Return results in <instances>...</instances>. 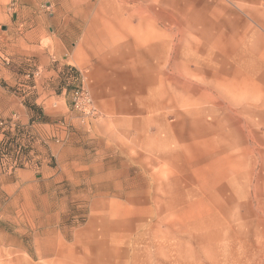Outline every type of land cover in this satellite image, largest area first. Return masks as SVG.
<instances>
[{"label":"rangeland","instance_id":"rangeland-1","mask_svg":"<svg viewBox=\"0 0 264 264\" xmlns=\"http://www.w3.org/2000/svg\"><path fill=\"white\" fill-rule=\"evenodd\" d=\"M168 1L0 0V71L25 77L0 86L28 108L0 117V264H264V0ZM24 33L82 67L59 97L25 90ZM149 33L168 52L139 62Z\"/></svg>","mask_w":264,"mask_h":264},{"label":"crops","instance_id":"crops-1","mask_svg":"<svg viewBox=\"0 0 264 264\" xmlns=\"http://www.w3.org/2000/svg\"><path fill=\"white\" fill-rule=\"evenodd\" d=\"M114 22H117L123 27L130 26L134 27L135 25L131 24L130 22H125V20H117L114 21H105L104 26L110 27ZM23 25V24H21ZM144 24L139 23V27L143 28ZM24 36L22 37V41L20 46L23 48V54L31 55V53H34L37 56V60L42 68L41 74L37 77H35L31 82L30 85H27L25 89L28 91V94L31 95L32 98L35 99L36 102L40 101L41 99L45 101H49L55 96H60L64 91L60 94H57L58 90V84L60 83V80L64 78L65 75V68L66 66H72L75 67L76 70L80 71L83 75V69L81 66H78L77 64H71L68 60V58H64L66 54H68L67 50H65L64 45H55V46H42L40 45L39 41H36V39L31 38L29 33H24ZM151 36L152 38L156 37L154 34L149 33L145 36ZM106 40H115L117 38L116 33L108 32L105 35H98ZM140 42H142V37H140ZM131 46V45H130ZM26 49L28 51H26ZM130 51L129 53L135 54V49L133 46H131V49H128ZM75 52V50H74ZM73 52V54H74ZM142 51H139L138 53H141ZM86 63V62H83ZM72 78V76H70ZM2 78H8L12 84H16L18 81L21 82L24 80V75L17 74L15 72H12L11 70H5L2 69L0 71V81ZM157 95H154V97ZM152 104V103H150ZM148 106V105H147ZM144 106L145 109L148 107ZM153 107V106H152ZM149 109V108H148ZM31 111V110H30ZM18 112L20 115H24L23 117H27L28 108L23 104L22 97L15 94V92H11L8 89H4V87L0 86V117H6L10 114ZM26 120V118H23ZM46 125V124H45ZM45 133H41V136H44Z\"/></svg>","mask_w":264,"mask_h":264},{"label":"bare ground","instance_id":"bare-ground-1","mask_svg":"<svg viewBox=\"0 0 264 264\" xmlns=\"http://www.w3.org/2000/svg\"><path fill=\"white\" fill-rule=\"evenodd\" d=\"M161 4L164 5H169V1L168 0H159ZM173 1V0H171ZM170 1V2H171ZM128 8V7H127ZM125 22H129L126 21ZM141 23H145V21H142ZM153 26V25H152ZM155 27V26H154ZM246 33V32H245ZM238 37V29L234 26L232 28V33H231V38L232 39H237ZM245 37H247V33L245 34ZM151 39H153V41L155 40V38H152L151 36H142V44H146L144 50H142L141 53H138L139 56V62H142L144 59L146 58H150L156 54H158L159 52H161L163 50V48L166 49V51L168 52V47H169V43L164 44L162 46L160 45H153V46H149L148 43L151 42ZM148 50V51H147ZM148 54L150 57H148ZM191 57V56H190ZM209 62V61H208ZM212 63V62H211ZM209 65V64H208ZM167 75V74H166ZM215 77V76H214ZM216 78V77H215ZM226 78V77H225ZM230 78V77H229ZM165 79V75H159L157 73H150L148 77H146L145 79L142 80V82L144 84H147L148 86L154 87L156 88V91L160 93L159 89H163V91H165L168 87V89H172L173 92H176L178 94V91L180 90H184L182 93L181 98L183 100H185V102L189 103V100L187 99V97H185V93H189L190 89H193L194 85H187V83L184 80H179L178 78H176L175 76H169L166 80ZM228 80V79H227ZM212 82V81H211ZM214 82V81H213ZM226 83V82H225ZM165 84L167 87L163 86ZM213 85V84H212ZM165 87V88H164ZM213 87V86H212ZM218 92V91H217ZM158 94V93H157ZM220 94V93H219ZM159 95V94H158ZM161 96V95H160ZM179 96V95H178ZM205 95H199V97L197 98V102H201L203 101ZM207 97V96H206ZM196 99V98H195ZM161 101V100H160ZM159 101V103H160ZM153 104V103H152ZM208 104V103H207ZM161 106V105H160ZM150 107V106H149ZM244 108V107H243ZM246 108V107H245ZM148 109V108H147ZM151 109V108H150ZM248 109V107H247ZM247 111V110H245ZM209 112V110L207 111ZM211 112H216V109H211ZM225 118V117H224ZM261 121H264V119H261ZM235 129H231V132H234Z\"/></svg>","mask_w":264,"mask_h":264},{"label":"built area","instance_id":"built-area-1","mask_svg":"<svg viewBox=\"0 0 264 264\" xmlns=\"http://www.w3.org/2000/svg\"><path fill=\"white\" fill-rule=\"evenodd\" d=\"M74 108L85 115H95L96 108L93 105L92 97L89 91L84 87H78L74 91Z\"/></svg>","mask_w":264,"mask_h":264}]
</instances>
